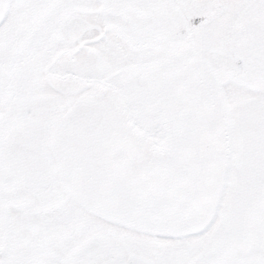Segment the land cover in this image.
I'll list each match as a JSON object with an SVG mask.
<instances>
[{
	"label": "snow or ice",
	"instance_id": "snow-or-ice-1",
	"mask_svg": "<svg viewBox=\"0 0 264 264\" xmlns=\"http://www.w3.org/2000/svg\"><path fill=\"white\" fill-rule=\"evenodd\" d=\"M0 264H264V0H0Z\"/></svg>",
	"mask_w": 264,
	"mask_h": 264
}]
</instances>
